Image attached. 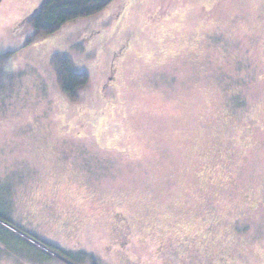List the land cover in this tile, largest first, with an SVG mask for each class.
I'll use <instances>...</instances> for the list:
<instances>
[{
	"label": "rangeland",
	"instance_id": "rangeland-1",
	"mask_svg": "<svg viewBox=\"0 0 264 264\" xmlns=\"http://www.w3.org/2000/svg\"><path fill=\"white\" fill-rule=\"evenodd\" d=\"M41 1L0 0V264H264V0H116L21 49Z\"/></svg>",
	"mask_w": 264,
	"mask_h": 264
},
{
	"label": "trees",
	"instance_id": "trees-1",
	"mask_svg": "<svg viewBox=\"0 0 264 264\" xmlns=\"http://www.w3.org/2000/svg\"><path fill=\"white\" fill-rule=\"evenodd\" d=\"M116 0H42L34 7L26 18L12 30V35L23 39L22 48L29 46L38 37L53 35L67 24L78 20L89 19L101 14ZM124 0H121V2ZM126 1V0H125ZM119 14V13H118ZM118 15L116 14L115 17ZM116 18L114 19V21ZM113 21V22H114ZM98 34V35H97ZM106 31L90 33L87 43H98ZM96 36L95 38H93ZM59 84L63 92L70 98L77 97L78 93L90 83L88 73L74 70L68 57L57 54L53 59ZM49 251H59L52 246H46ZM53 249V250H52Z\"/></svg>",
	"mask_w": 264,
	"mask_h": 264
}]
</instances>
